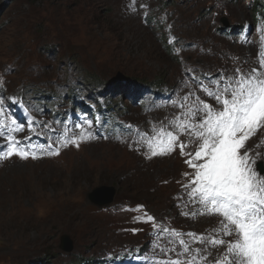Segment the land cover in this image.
<instances>
[{
    "label": "rangeland",
    "instance_id": "rangeland-1",
    "mask_svg": "<svg viewBox=\"0 0 264 264\" xmlns=\"http://www.w3.org/2000/svg\"><path fill=\"white\" fill-rule=\"evenodd\" d=\"M255 1L0 0V130L39 157L0 160V264H168L203 250L187 234L214 236L220 218L198 214L179 149L149 159L143 138L197 96L219 108L204 88L237 69L264 71ZM76 125L91 138L62 147L81 135ZM7 146L0 137V155ZM245 147L256 169L264 129ZM106 188L114 202L97 205ZM159 229L183 234L191 251ZM209 250L210 261L224 249Z\"/></svg>",
    "mask_w": 264,
    "mask_h": 264
},
{
    "label": "snow or ice",
    "instance_id": "snow-or-ice-1",
    "mask_svg": "<svg viewBox=\"0 0 264 264\" xmlns=\"http://www.w3.org/2000/svg\"><path fill=\"white\" fill-rule=\"evenodd\" d=\"M260 66L264 68V58ZM214 83V89L205 87L204 91L219 108L197 96L192 105H181L187 107V111L176 117L169 128L154 129L153 135L143 138L149 159L170 156L179 149V154L186 157L184 162L192 169L183 173L188 178L183 187L191 200L199 205L198 214L220 218L214 236L187 234L191 242L205 246L203 250L196 249L190 260H170L168 264H264V165L256 170V161L245 147L248 140L264 129V71L252 69L245 74L237 69L222 85L219 81ZM3 102L0 100V104ZM0 115H3L2 108ZM11 123L16 125L13 132L23 130L16 120ZM86 123L91 127V121ZM76 127L81 129V135L62 140V147L74 145L79 148L81 141L91 138L90 134H85L83 125ZM181 136L186 139L181 140ZM0 137L8 144L0 160L13 156L23 160L39 158L35 151L26 150L11 133L6 135L0 130ZM193 145L194 150L186 151ZM44 154L58 156L60 152L54 149ZM145 222L156 227L152 216H146ZM161 232H167L173 238L170 242H178L184 254L191 251L190 242L183 234L159 229L158 236ZM221 247L223 252H218L209 261L207 258L212 256L209 249Z\"/></svg>",
    "mask_w": 264,
    "mask_h": 264
},
{
    "label": "water",
    "instance_id": "water-1",
    "mask_svg": "<svg viewBox=\"0 0 264 264\" xmlns=\"http://www.w3.org/2000/svg\"><path fill=\"white\" fill-rule=\"evenodd\" d=\"M224 25H225V27H228V23L225 22ZM261 165L262 164L258 165L259 169H260ZM98 192L105 193L107 200L105 203H102L101 201L93 199L94 202L97 203V205H105L106 206V205H110L114 202L115 196H116V190L114 188H106V189L98 190ZM61 249L63 251H66V252H71L73 250V242L71 241L69 236H64L62 238Z\"/></svg>",
    "mask_w": 264,
    "mask_h": 264
},
{
    "label": "trees",
    "instance_id": "trees-1",
    "mask_svg": "<svg viewBox=\"0 0 264 264\" xmlns=\"http://www.w3.org/2000/svg\"><path fill=\"white\" fill-rule=\"evenodd\" d=\"M262 1L261 0H257L255 1L254 3V6H255V10L258 12L262 11L264 9V3H261ZM263 7V8H262ZM264 12V10H263Z\"/></svg>",
    "mask_w": 264,
    "mask_h": 264
}]
</instances>
